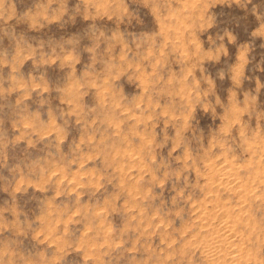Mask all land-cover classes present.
<instances>
[{
	"label": "rangeland",
	"instance_id": "rangeland-1",
	"mask_svg": "<svg viewBox=\"0 0 264 264\" xmlns=\"http://www.w3.org/2000/svg\"><path fill=\"white\" fill-rule=\"evenodd\" d=\"M0 264H264V0H0Z\"/></svg>",
	"mask_w": 264,
	"mask_h": 264
},
{
	"label": "bare ground",
	"instance_id": "bare-ground-1",
	"mask_svg": "<svg viewBox=\"0 0 264 264\" xmlns=\"http://www.w3.org/2000/svg\"><path fill=\"white\" fill-rule=\"evenodd\" d=\"M219 184H220V183H219ZM229 206H230V205H229ZM227 236H228V235H227ZM207 245H208V244H207ZM212 245H213V244H212ZM215 245H216V244H215ZM218 246H219V245H218ZM218 246L216 245V248H217ZM213 247H214V246H213ZM214 248H215V247H214ZM214 248H213V249H214ZM216 248H215V250H216ZM215 250H214V251H215ZM217 250H218V249H217ZM207 253H208V252H207ZM210 253H211V252H210ZM220 253H221V252H220ZM234 260H235V259H234Z\"/></svg>",
	"mask_w": 264,
	"mask_h": 264
}]
</instances>
